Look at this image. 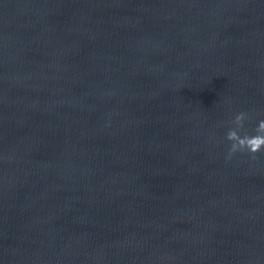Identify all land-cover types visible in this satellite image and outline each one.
<instances>
[{
	"label": "water",
	"instance_id": "obj_1",
	"mask_svg": "<svg viewBox=\"0 0 264 264\" xmlns=\"http://www.w3.org/2000/svg\"><path fill=\"white\" fill-rule=\"evenodd\" d=\"M0 264H264V0H0Z\"/></svg>",
	"mask_w": 264,
	"mask_h": 264
}]
</instances>
